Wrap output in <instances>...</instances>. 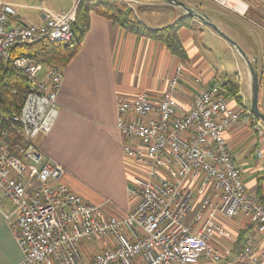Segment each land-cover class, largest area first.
Returning a JSON list of instances; mask_svg holds the SVG:
<instances>
[{"label":"built area","instance_id":"2783aa9c","mask_svg":"<svg viewBox=\"0 0 264 264\" xmlns=\"http://www.w3.org/2000/svg\"><path fill=\"white\" fill-rule=\"evenodd\" d=\"M213 1L264 16V0ZM79 2L59 13L45 9L42 23L10 24L16 8L0 0V58L19 44L70 40ZM257 24L264 31V21ZM14 65L30 81L20 112L0 130V204L13 206L7 219L23 253L16 264H264L253 237L235 256L213 241L223 231L219 218L239 213L264 233V203L247 190L225 137L236 124L262 134L264 122L249 108L230 106L221 85L198 86L186 108L178 67L159 96L117 94L116 124L134 171L128 192L136 198L118 219L73 192L62 180L65 168L36 142L58 116L62 70L48 65L39 78L47 65L28 55Z\"/></svg>","mask_w":264,"mask_h":264},{"label":"crops","instance_id":"0c3cea01","mask_svg":"<svg viewBox=\"0 0 264 264\" xmlns=\"http://www.w3.org/2000/svg\"><path fill=\"white\" fill-rule=\"evenodd\" d=\"M2 1L16 8L12 23L24 24L42 23L45 9L59 13L71 9L77 0H62L61 5L53 0H43V3L39 0L34 4L31 0ZM182 1L208 15L256 62L260 77L259 106L264 111V31L257 24V21H264V16L255 9L243 16L213 0ZM129 5L150 29L163 28L185 18L186 24L178 33L187 57L181 59L161 40L138 35L91 11L88 30L78 52L60 68L63 83L57 97L59 113L55 123L49 133L40 134L36 139L39 148L65 168L62 180L73 192L86 202L101 206L105 215L118 219H124L136 201L128 192L134 171L123 153V137L116 124L119 92L146 91L153 97L159 96L167 89L178 67L182 72L178 98L186 108L200 85L219 84L225 89L227 82L236 84L241 102L233 95L228 97L230 106L236 109H251L248 101L252 92L246 61L215 29L187 15L182 8L161 0H132ZM30 10H38L39 15L31 17ZM249 23L254 31L248 27ZM257 30L261 33L258 40L254 38ZM208 34L218 45L231 50L234 66L218 65L207 59L199 43L204 42ZM212 46L210 44L209 49L213 50ZM47 67L39 78H43ZM243 84L248 99L242 92ZM225 137L247 190L264 203V132L258 134L250 125L236 124L225 130ZM12 208L11 202L3 199L0 204V264H16L23 258L10 226L13 218L7 219ZM219 222L223 231L213 237L216 244L232 250L235 256L245 240L253 237L256 252L264 259V233L257 229L252 218L239 213L230 219L219 218Z\"/></svg>","mask_w":264,"mask_h":264},{"label":"trees","instance_id":"16d2710c","mask_svg":"<svg viewBox=\"0 0 264 264\" xmlns=\"http://www.w3.org/2000/svg\"><path fill=\"white\" fill-rule=\"evenodd\" d=\"M91 11L120 23L138 35L161 40L173 54L181 59L187 57L178 33V29L186 24L185 18L163 28L150 29L138 18L127 0H80L77 17L73 23V37L70 40L51 41L45 38L31 44H19L14 47L9 59L0 58V130L7 128L9 119L20 112L30 86L27 75L14 65L15 58L28 55L45 65L62 68L78 52L82 38L88 30ZM224 88L223 94L227 97L233 95L241 102L236 84L227 82Z\"/></svg>","mask_w":264,"mask_h":264},{"label":"water","instance_id":"95a60500","mask_svg":"<svg viewBox=\"0 0 264 264\" xmlns=\"http://www.w3.org/2000/svg\"><path fill=\"white\" fill-rule=\"evenodd\" d=\"M133 1H139V0H133ZM161 1L180 7L184 10V12L187 15L200 19L202 22L215 29L224 39H226L233 47L236 48V50L246 61L251 74V83H252L251 110L258 118H260L264 122V111H262L259 106L260 77L258 70L256 68V62L253 61L248 56L246 51L241 47V45L236 40H234L230 35L224 32L217 23H215L210 19L208 15L196 11L182 0H161Z\"/></svg>","mask_w":264,"mask_h":264},{"label":"rangeland","instance_id":"374dc122","mask_svg":"<svg viewBox=\"0 0 264 264\" xmlns=\"http://www.w3.org/2000/svg\"><path fill=\"white\" fill-rule=\"evenodd\" d=\"M39 0H31L30 2H33L32 4L34 3H38ZM54 3L56 4H62V0H53ZM128 2L129 1H132V0H127ZM39 15V11L38 10H30V16L31 17H37ZM10 24H12V21H10ZM248 27H250L251 31H254V27L249 23L248 24ZM253 28V29H252ZM257 35H254V38H256L257 40L259 39V34L260 31L257 30ZM213 35V34H212ZM215 36V34H214ZM219 37V36H217ZM204 42H200V50L203 52V54L205 56H207V59L212 61L213 63H217L218 65L219 64H224L226 65L227 67L228 66H234L235 65V59L233 57V55L231 54V50L225 48L224 46L222 45H218L215 41L211 40L209 38V34L206 35L204 38H203ZM205 41L209 42L208 44L205 43ZM219 41V40H218ZM226 41V40H225ZM212 44L213 46V50L209 49V45ZM244 59V58H243ZM242 92L243 94L246 96V85L243 84L242 85ZM246 98L248 99V97L246 96ZM249 104L251 105V96H250V101H248ZM207 259L205 258H202L201 259V262H206Z\"/></svg>","mask_w":264,"mask_h":264}]
</instances>
